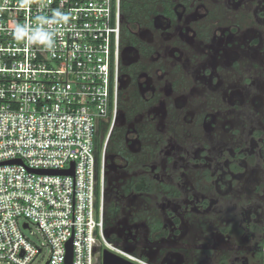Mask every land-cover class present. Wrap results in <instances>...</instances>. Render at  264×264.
Returning a JSON list of instances; mask_svg holds the SVG:
<instances>
[{"label": "flooded vegetation", "instance_id": "af4514ba", "mask_svg": "<svg viewBox=\"0 0 264 264\" xmlns=\"http://www.w3.org/2000/svg\"><path fill=\"white\" fill-rule=\"evenodd\" d=\"M134 1L110 178L128 203L119 231L154 264H183L190 247L194 261L264 264V0Z\"/></svg>", "mask_w": 264, "mask_h": 264}, {"label": "built area", "instance_id": "2783aa9c", "mask_svg": "<svg viewBox=\"0 0 264 264\" xmlns=\"http://www.w3.org/2000/svg\"><path fill=\"white\" fill-rule=\"evenodd\" d=\"M121 22L120 0H0V264L41 253L30 225L50 247L44 264H67L68 241L70 264H101L103 249L152 264L103 227Z\"/></svg>", "mask_w": 264, "mask_h": 264}, {"label": "rangeland", "instance_id": "374dc122", "mask_svg": "<svg viewBox=\"0 0 264 264\" xmlns=\"http://www.w3.org/2000/svg\"><path fill=\"white\" fill-rule=\"evenodd\" d=\"M116 125L118 126V123ZM96 142H97V148H99V146H100V152H98V150H97V155H98L99 159L101 160L102 148L104 147V143L106 142V139L100 135V137L97 139ZM104 157L106 158L107 155H105ZM119 160H120L119 157L110 156V159L108 161L109 166H108L107 162H106V167H104L105 165H103L104 175L106 176V181H104V189L106 191L105 203L107 204V203H111L113 201L114 202L116 201L115 203H116V205L119 206V213H120L118 216L119 219L114 222L113 226L110 227L108 229V231L111 229L114 230L111 235L117 240L118 245H120L121 247H123L127 250H130V252H132V253L134 252L135 255L142 257V258L146 259L147 261H149L150 263L154 264L146 256H144L140 253L139 249L133 243L132 237L127 236L125 234H121L122 232L120 233V231H119V228L122 227L124 220H125L124 213H125V215L127 214V211L123 212L124 205L128 204L125 202L124 199H122L120 197L119 191H116L119 188L116 189L115 187H111L113 184H117L116 180H111L110 178L112 177V175L115 174V171L113 170V168H116L117 164L121 165V162H119ZM100 167H101V163H100ZM130 168H133V167H130ZM118 169H119V167H118ZM125 170H126V168H125ZM127 170H129V169H127ZM134 171H135V168L130 169V171H128V173L130 174ZM107 172H108V176H107ZM109 180H111V181H109ZM22 222H23V220L20 219L19 223L21 224ZM22 230H23V233L26 235L27 238H29L30 240L35 242L37 246L41 247V253L30 264H44V262L46 261L48 255H49V249H50L49 245L45 242L44 236L41 234L39 229L34 225H30L29 228L22 229ZM186 246L187 245H185V247ZM181 247L183 248L182 245H181ZM176 249H178V248L176 247ZM188 249H189V252H188ZM191 249H193V247L186 249L187 255L185 257V261L183 262V264H209L207 259H205L204 256L200 255V254L198 255V258L196 261L192 260V257L189 258L190 254L192 253Z\"/></svg>", "mask_w": 264, "mask_h": 264}, {"label": "trees", "instance_id": "16d2710c", "mask_svg": "<svg viewBox=\"0 0 264 264\" xmlns=\"http://www.w3.org/2000/svg\"><path fill=\"white\" fill-rule=\"evenodd\" d=\"M135 1L134 0H120V13H121V48H122V40H123V36L124 34L127 33V23H131L133 21H135V16H134V7ZM124 18V20H123ZM106 129L105 128L102 131V137H105L106 134ZM124 141H123V135L122 132L119 130V128L114 125L107 143L105 145V155H107V157L105 158V167H106V162L109 161L110 156H115V157H119V156H124ZM98 149V152H100V146ZM104 181H106V176L104 175ZM127 186H129V184H127ZM129 188H126V192H128ZM107 202V201H106ZM116 202V201H115ZM114 201L111 203H105V209H104V221H103V227L105 231H108V229L110 227L113 226L114 222L117 221L119 218V206L116 205ZM108 240L118 243L117 240L112 236V235H108Z\"/></svg>", "mask_w": 264, "mask_h": 264}, {"label": "water", "instance_id": "95a60500", "mask_svg": "<svg viewBox=\"0 0 264 264\" xmlns=\"http://www.w3.org/2000/svg\"><path fill=\"white\" fill-rule=\"evenodd\" d=\"M40 172L46 173L45 171H40ZM47 172L56 173L58 171H47ZM60 172H62V171H60ZM67 172H69V171H63L62 173H67ZM113 231H114L113 229H111L109 231H104V234L107 237L108 235L112 234ZM66 248H67L66 263L70 264L71 263V254H72L71 241H68L66 243ZM128 251H130V250H128ZM101 264H135V263L130 262L129 260L113 253L112 251H110L108 249H103L102 255H101Z\"/></svg>", "mask_w": 264, "mask_h": 264}]
</instances>
